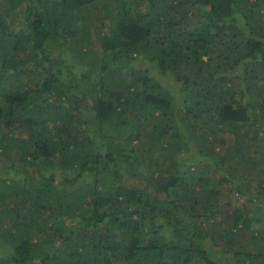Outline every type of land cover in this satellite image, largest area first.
<instances>
[{
  "label": "trees",
  "instance_id": "trees-1",
  "mask_svg": "<svg viewBox=\"0 0 264 264\" xmlns=\"http://www.w3.org/2000/svg\"><path fill=\"white\" fill-rule=\"evenodd\" d=\"M261 168L264 0H0V264H264Z\"/></svg>",
  "mask_w": 264,
  "mask_h": 264
},
{
  "label": "rangeland",
  "instance_id": "rangeland-1",
  "mask_svg": "<svg viewBox=\"0 0 264 264\" xmlns=\"http://www.w3.org/2000/svg\"><path fill=\"white\" fill-rule=\"evenodd\" d=\"M170 81V80H169ZM166 82H168V81H166ZM262 171H264V170H262V168H261V170H260V173H259V176H260V174H261V176H263V172ZM244 199L245 198H240V203L239 202H237L236 200H234L235 201V203H239V205L244 201Z\"/></svg>",
  "mask_w": 264,
  "mask_h": 264
}]
</instances>
